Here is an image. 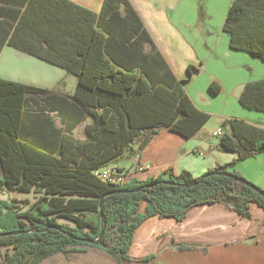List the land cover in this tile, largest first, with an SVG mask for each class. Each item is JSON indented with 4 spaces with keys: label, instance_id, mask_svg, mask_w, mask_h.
I'll return each mask as SVG.
<instances>
[{
    "label": "trees",
    "instance_id": "trees-1",
    "mask_svg": "<svg viewBox=\"0 0 264 264\" xmlns=\"http://www.w3.org/2000/svg\"><path fill=\"white\" fill-rule=\"evenodd\" d=\"M89 13L94 27H87L86 35H77L72 54L57 61L77 75L75 92L69 98L80 115L91 119L85 126V140L65 135L56 153L24 140L21 124L26 99L45 90L0 78V190L29 193L34 186L42 193L24 210L0 198V233L10 232L0 236V247H8L0 264H37L47 256L82 246L99 248L119 264H127L133 233L150 216L182 220L192 206L214 202L244 217H251V203L264 208V197L249 186L211 174L222 171L241 176L237 164L264 152V128L237 118L223 121L225 131L220 138L221 148L236 154L235 159L198 177L187 171L177 175L165 171L116 184L94 175L96 168L125 152L138 154L161 128L191 137L210 115L193 103L184 80L174 75L129 0H103L99 13ZM223 30L230 48L264 61V0H231ZM191 69L196 68L188 66L189 76ZM209 88L220 91L214 81ZM238 101L264 112V78L246 82ZM146 184L150 186L139 192L105 196V222H101L102 194ZM102 227L103 247L71 236L95 239ZM194 246L177 244L179 249ZM151 258L145 256L138 264H150Z\"/></svg>",
    "mask_w": 264,
    "mask_h": 264
},
{
    "label": "crops",
    "instance_id": "crops-1",
    "mask_svg": "<svg viewBox=\"0 0 264 264\" xmlns=\"http://www.w3.org/2000/svg\"><path fill=\"white\" fill-rule=\"evenodd\" d=\"M129 1L174 75L184 80L183 85L193 103L206 111L207 93L188 91L195 79L188 76V66H200L202 62L181 29L169 18V12L176 9L180 0ZM102 2L0 0V78L45 90L28 95L21 124L22 138L44 150L56 153L65 135L75 140L86 139L85 126L91 119L80 115L69 98L75 92L77 75L57 61L72 54L77 35L82 32L86 35L87 27H94L89 12L99 13ZM245 83L233 89L232 94L237 99ZM244 121L264 128V122ZM217 128L204 129L203 124L191 137L161 128L138 154L125 152L107 166L123 169L126 180H145L165 171L175 175L187 171L198 177L236 157L221 148L223 135L211 137ZM200 151L205 153L202 157L198 156ZM263 160L264 152L237 164L236 167L242 165V172L236 171L264 189V169L259 167ZM145 205L144 200L140 211ZM249 212L251 217H244L224 203L214 202L192 206L182 220L150 216L133 233L129 246L131 261L127 264H138L148 255H152L150 264H264V208L251 203ZM180 243L195 246L179 249L177 244ZM2 247H6V252L8 247L1 246L0 250ZM5 252L0 255V261ZM37 264L119 262L99 248L82 246L47 256Z\"/></svg>",
    "mask_w": 264,
    "mask_h": 264
},
{
    "label": "rangeland",
    "instance_id": "rangeland-1",
    "mask_svg": "<svg viewBox=\"0 0 264 264\" xmlns=\"http://www.w3.org/2000/svg\"><path fill=\"white\" fill-rule=\"evenodd\" d=\"M230 2L231 0H180L174 7L176 9L169 12L171 22L181 29L202 62L200 66H195L196 69H191L190 76L195 79L188 91L191 94L203 91L209 96V104L204 105L210 115L204 123V129L208 130L222 127L223 121L230 118L264 122L263 111L242 106L232 94L236 85L264 78V61L252 53L229 47L223 23ZM213 81L219 84V92L214 93L209 88ZM259 164L264 169V160ZM236 170L242 172V165H238ZM240 175L242 176L241 173ZM41 194L34 186L29 193L6 188L0 190V198L13 201L19 210L26 209ZM5 250L6 247H2L0 255Z\"/></svg>",
    "mask_w": 264,
    "mask_h": 264
},
{
    "label": "water",
    "instance_id": "water-1",
    "mask_svg": "<svg viewBox=\"0 0 264 264\" xmlns=\"http://www.w3.org/2000/svg\"><path fill=\"white\" fill-rule=\"evenodd\" d=\"M211 174H221V175H226V176L232 177L238 183H240L242 185L249 186L252 190H254L257 193H259L260 196L264 197V190L262 188H260L259 186L254 185L249 180L245 179V177H243V176H238V175H234V174L227 173V172H222V171H212ZM149 186H150V184H146V185L137 187V188L132 189V190L118 189V190H113V191H109V192H106V193L102 194L100 196V198H99V213H100V217H101V222L103 224L105 222V220L103 218V214H102V205L104 203L105 196H107V195H109L111 193H117V192H123V193L124 192H139L142 189L147 188ZM103 230H104V227L101 228L99 235L95 239L79 238V237H76V236H73V235H71V236L73 238H75V239H78V240L82 241V242H85V243H88V244H91V245H97V246L103 247L104 245H103V243L100 240V237H101V234H102ZM9 234H10V232H2V233H0V236L1 235H9Z\"/></svg>",
    "mask_w": 264,
    "mask_h": 264
},
{
    "label": "built area",
    "instance_id": "built-area-1",
    "mask_svg": "<svg viewBox=\"0 0 264 264\" xmlns=\"http://www.w3.org/2000/svg\"><path fill=\"white\" fill-rule=\"evenodd\" d=\"M223 135V128L222 127H218L217 129H215L212 134L211 137L213 138H219ZM210 149H212L213 147L210 146ZM205 153L200 151L198 152L199 156H203ZM94 175H96L97 177H99L100 179L104 180V181H108L111 183H121L126 181V173L123 169H120L117 166H104L101 168H96L94 170Z\"/></svg>",
    "mask_w": 264,
    "mask_h": 264
}]
</instances>
